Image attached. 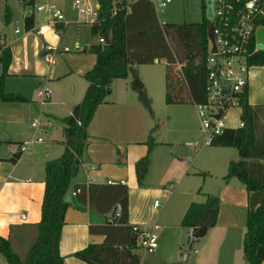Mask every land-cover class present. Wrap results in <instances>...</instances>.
<instances>
[{"label": "crops", "instance_id": "0c3cea01", "mask_svg": "<svg viewBox=\"0 0 264 264\" xmlns=\"http://www.w3.org/2000/svg\"><path fill=\"white\" fill-rule=\"evenodd\" d=\"M27 1L29 0L25 2ZM32 1L31 6H26L21 0L22 11L16 12L19 0H0V25L11 28L7 31L0 26V43L10 49L12 56L5 91L20 94L28 101L0 102V237L9 239L12 250L20 257L27 254L37 236L36 225L40 221L44 194V167L46 162L62 154L64 127L57 134V129L51 124L49 129L55 131L50 133L45 144L43 141L32 144L22 152L15 164H10L7 160L28 139L24 136L23 129L25 126L32 129L31 108L36 109L37 102L30 97L35 90L36 93L39 88L50 90V98L45 105L48 109L41 107L37 110L38 117L46 118L50 123L54 120L63 124V119L82 101L88 86L84 75L96 62V57L88 49L90 45L98 44L99 38L90 34L89 44H80L76 40L72 47H68L70 51L65 52L64 48L67 46L59 48L65 26L57 23L52 27L47 18L45 23L36 24L33 13L35 5L34 0ZM27 8L31 9V14H28ZM7 10L10 15L8 24L5 22ZM29 15L34 17V26L27 31L24 19ZM21 21L23 33L18 28H13L14 24ZM59 29L62 31L59 32ZM76 44H80L82 50L75 51ZM46 55L51 57L52 63L43 60ZM26 81H30L31 90L26 87ZM130 83L127 78L113 81L110 95L97 107L87 127L88 145L72 186L105 185L108 181L113 182L111 185H121L119 182L123 181V186L128 190V225L137 226L141 230L154 226L156 232H167L173 235V239L175 234L178 247L181 234L186 237L192 233V229L181 227V220L188 207L192 203H204L208 196H217L219 205L216 224L207 228L202 238H197L202 241L194 244L190 238L189 249L179 251V260H175L171 254L165 255L163 251H155L156 255L149 264L176 263L173 261L189 264L245 263L242 242L247 193L244 186L235 178L225 181L223 176L214 190L201 193L203 202L196 200L205 181L203 179L202 184L197 183L196 178L204 172H210L195 165L190 158L192 150L194 151L192 144L198 139L199 133L195 109L189 111L188 105L164 104L159 107L161 102H155L160 109V114L156 115L154 98L146 90L145 95L151 104L149 114L138 94L130 92ZM37 99L40 102L38 97ZM247 102L250 106L262 107L264 110V66H252L249 71ZM170 107L172 109H167ZM174 117L179 129L181 128V138L175 144L174 140H165L161 136L167 130L169 122L174 121ZM150 135L153 146L148 145ZM146 155L148 170L139 184L135 164ZM231 159L233 158L225 157L226 171ZM73 190L70 189L66 196L70 207L64 217L58 251L63 264H86L76 259L74 254L88 244L103 242L104 236L92 233L90 229L105 225L109 217L93 210L86 196H72ZM157 198L163 200V205L159 203L155 209L153 203ZM22 216L25 218L22 219ZM181 230L186 232L181 233ZM0 264H7L2 254Z\"/></svg>", "mask_w": 264, "mask_h": 264}, {"label": "trees", "instance_id": "16d2710c", "mask_svg": "<svg viewBox=\"0 0 264 264\" xmlns=\"http://www.w3.org/2000/svg\"><path fill=\"white\" fill-rule=\"evenodd\" d=\"M96 1L100 4L99 22L90 25V34L92 37L108 35V43L90 45L88 52L96 57V62L84 75L88 86L82 101L63 119L64 150L58 158L45 163L44 194L35 240L27 254L20 257L12 250L9 239L0 237V254L7 264H63L58 243L64 217L70 207L66 199L70 189H79L77 195L86 196L93 210L105 216L111 215L105 225L90 229L92 233L104 236L103 242L88 244L74 257L86 264H140L137 240L141 230L137 226L128 225L127 188L123 184L72 186L88 145L87 127L97 107L110 95L112 82L126 79L129 74L132 75L130 89L138 94L141 104L151 114L150 100L135 70L137 65L165 62L166 105L186 106L203 100L204 61L209 47L207 0H200V23H165L163 26L159 25L150 4L144 1L130 4L126 0ZM32 3L29 0L24 4L31 6ZM7 13L8 10L5 14L6 24L10 20ZM33 26V15L25 17L24 28L28 31ZM11 61L10 49L0 43V102L26 103L28 101L22 95L5 91ZM249 63L252 66H264V51L256 52ZM262 110V107L248 104L246 91L240 114L244 127L224 131L211 145L234 148L238 152V160L228 163L224 180L237 179L247 193L242 242L245 264H264V138L257 135ZM148 145H154L151 135ZM21 154L19 150L7 162L15 164ZM147 170L146 155L135 164L139 184ZM218 205L217 196H208L204 203H192L181 220V227L190 230L215 226Z\"/></svg>", "mask_w": 264, "mask_h": 264}, {"label": "built area", "instance_id": "2783aa9c", "mask_svg": "<svg viewBox=\"0 0 264 264\" xmlns=\"http://www.w3.org/2000/svg\"><path fill=\"white\" fill-rule=\"evenodd\" d=\"M126 1L127 4H130L140 0ZM141 1L150 4L159 25L163 26L166 22L160 21L158 14L167 8L171 0ZM73 6L79 18L89 17L90 24L99 22L100 4L97 1L91 3L88 0H75ZM44 9H47V22L50 26L53 27L57 23L64 26L67 24L61 10L51 6L37 7L38 11ZM206 18L209 26L212 27L213 43L208 40V55L204 61L203 100L193 104L199 122L198 139L192 144L195 152L211 146L213 141L224 131L244 127L240 114L246 97L249 71L252 67L249 60L258 52L256 50V33L264 27V0H207ZM61 31L62 29H59V32ZM98 43L105 44V36H100ZM213 48L214 51H212ZM74 50H82L81 45L76 44ZM64 51L69 52L70 49L65 47ZM43 60L47 63L53 62L49 55L44 56ZM50 94L48 88H39L36 93L41 103L47 102ZM232 109L239 110V115L236 117L238 124L234 127H231L227 121L228 111ZM50 125V121L43 117L31 121V127L37 132L47 130ZM34 140L24 143L19 150L24 152L32 144L42 142L39 137ZM119 183L124 184L123 181ZM107 184L111 185L113 182L108 181ZM78 193L79 189H74L71 195L76 196ZM158 206L159 202L154 201L153 207L156 209ZM110 216L109 214L108 217ZM24 218L22 216V219ZM137 247L142 249L145 254L155 253L158 245L154 226L141 230Z\"/></svg>", "mask_w": 264, "mask_h": 264}, {"label": "rangeland", "instance_id": "374dc122", "mask_svg": "<svg viewBox=\"0 0 264 264\" xmlns=\"http://www.w3.org/2000/svg\"><path fill=\"white\" fill-rule=\"evenodd\" d=\"M20 3L17 5L16 12L22 11V5L21 0H19ZM74 1L75 0H34V15L36 24H43L46 21V18L48 17L47 9H44L43 11H38L36 8L37 6L47 8V6H51L54 9L61 10L64 14V21L67 23L65 25V31L62 35L61 39V45L59 48H63L64 46L72 47L74 41H79L80 44L82 42H85L86 44H89L91 38H90V18L87 16L78 17L77 12L74 9ZM91 3H94L95 0H88ZM28 9V8H27ZM28 14H31V9H28ZM158 18L160 21H164L167 24H191V23H200L202 20L201 15V9H200V0H171V3L167 6V8L160 14H158ZM2 29H7L9 31L11 28H5L3 24L0 25ZM13 28H18L21 30V32H24L23 28V21L21 23L19 22L17 25L14 24ZM256 50L260 51L261 47L259 43H256ZM136 73L138 78L141 80L144 86V91L148 90L147 94L149 96H152L154 98V106H155V112L156 115L160 114V109L156 106L155 102H161L159 104V107L164 105V95H165V74H166V64L163 63V61H156L154 64L151 65H137L136 66ZM127 81L129 83L132 81V75L129 74L127 77ZM6 84V83H5ZM26 87L31 90V84L30 81H26ZM131 90V89H130ZM131 93L135 94L136 92L130 91ZM31 100H36V109L31 108V115L33 119L38 118L37 110H40V108H44L45 110L48 109V106H45L48 104V102L41 103L38 101L36 97V90L32 93ZM190 106V108H189ZM189 111H193L194 107L192 105H188ZM167 109H172L167 108ZM174 109H176L174 107ZM190 113V112H189ZM239 115V110L232 109L228 111L227 114V121L231 127H234L238 124V121L236 120V117ZM189 120H191V116L189 115ZM198 119V118H197ZM32 120V119H31ZM198 126L199 122L196 120ZM52 126L56 130V133L58 134V131L64 127L63 124L59 121H52ZM30 125V121H29ZM179 124L177 123V120L174 117V121L171 120L169 124L167 125V130L163 131L161 133L162 138L165 140H174L175 142H179V138H181V128L179 129ZM33 129V128H32ZM31 128H27L26 126L23 129V134L27 139L25 141L26 143H30L33 141L36 137H39L43 143L45 144L48 141V137L50 133L54 132L55 130L47 129L43 132L39 131L35 134V129L32 130ZM174 129V130H170ZM64 134V133H63ZM257 135L261 138H264V110L260 113V120L259 125L257 127ZM34 137V138H33ZM3 140V137H1ZM65 139V137H64ZM35 141V140H34ZM43 144V145H44ZM31 147V146H30ZM29 148V147H28ZM231 157L232 161L238 160V152L234 148H227L224 149V147H213L208 146L202 148L198 153L194 152L192 150V153L190 155L191 160H193L195 165L201 166L203 170H209L210 173L202 174L200 177L198 176L197 183L200 182L202 184V180L204 179V187H202V190L197 195L198 201H202L201 193L205 192H211L214 190L216 184L218 181H220V178L226 175V164H225V157ZM221 172V173H220ZM201 186V185H200ZM199 186V187H200ZM198 187V188H199ZM157 201L163 205V200L161 198H157ZM203 202V201H202ZM185 233L186 230H181ZM157 234V251H163L165 255L169 256L170 254L174 256L175 260H179V251L184 252V250L189 249V245L187 243L188 236L184 237V234H181L182 237L179 238V246L176 244V238L177 236L168 234L167 232H156ZM208 237V234H207ZM174 240V241H173ZM191 241L194 242V244H198L202 241V239L197 238H191ZM139 254L141 257L140 264H149L150 260L154 258L155 254H145L142 249H139ZM173 257L169 262H171ZM181 259V258H180ZM176 263H181L178 261H173ZM241 264V263H237ZM242 264H245L242 262Z\"/></svg>", "mask_w": 264, "mask_h": 264}, {"label": "water", "instance_id": "95a60500", "mask_svg": "<svg viewBox=\"0 0 264 264\" xmlns=\"http://www.w3.org/2000/svg\"><path fill=\"white\" fill-rule=\"evenodd\" d=\"M207 38L209 41L213 43V35H212V27L208 26L207 29ZM106 44L108 43V36H105ZM256 41L260 44L261 50L264 51V27L260 28L256 33ZM214 51V48L213 50ZM207 227L203 226L200 228H194L192 229V233L190 236H188L187 243L189 244L190 238H202L204 234L206 233Z\"/></svg>", "mask_w": 264, "mask_h": 264}]
</instances>
